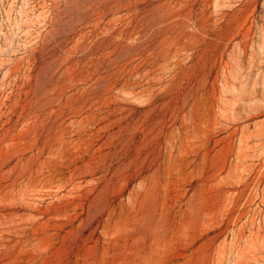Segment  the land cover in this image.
Wrapping results in <instances>:
<instances>
[{
  "label": "rangeland",
  "instance_id": "1",
  "mask_svg": "<svg viewBox=\"0 0 264 264\" xmlns=\"http://www.w3.org/2000/svg\"><path fill=\"white\" fill-rule=\"evenodd\" d=\"M0 264H264V0H0Z\"/></svg>",
  "mask_w": 264,
  "mask_h": 264
}]
</instances>
